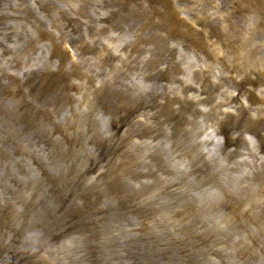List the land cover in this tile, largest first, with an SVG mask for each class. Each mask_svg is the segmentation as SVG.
<instances>
[{
    "label": "bare ground",
    "instance_id": "bare-ground-1",
    "mask_svg": "<svg viewBox=\"0 0 264 264\" xmlns=\"http://www.w3.org/2000/svg\"><path fill=\"white\" fill-rule=\"evenodd\" d=\"M44 195L41 194V200L43 201ZM21 210L19 212H11L6 225L10 228V230L14 231L16 235H18L17 239L13 236L6 237V231L1 228L0 225V261L2 264H23L20 262V258L22 256H27L32 264H47V262L54 261V251L51 249H46L42 252V254L37 257L33 254L32 248L34 251L40 249V243L35 242V235L31 234V230L33 225L36 222V218L33 216L36 214V211L32 208L33 204L28 203V200H23L20 202ZM59 204L52 205L50 211H55L59 208ZM25 209V211L23 210ZM32 209L34 210L33 216H28L26 211ZM1 211V208H0ZM50 212L48 211V214ZM5 213H2L1 216H5ZM38 222H36L37 224ZM23 227H26V230H22ZM48 236H53V232L48 233ZM20 243L25 246L23 251H20L18 247H15L14 244ZM42 262V263H41ZM56 264H60V258L57 257L55 259ZM261 264V261L258 262Z\"/></svg>",
    "mask_w": 264,
    "mask_h": 264
},
{
    "label": "rangeland",
    "instance_id": "rangeland-1",
    "mask_svg": "<svg viewBox=\"0 0 264 264\" xmlns=\"http://www.w3.org/2000/svg\"><path fill=\"white\" fill-rule=\"evenodd\" d=\"M41 186H43V185H41Z\"/></svg>",
    "mask_w": 264,
    "mask_h": 264
}]
</instances>
